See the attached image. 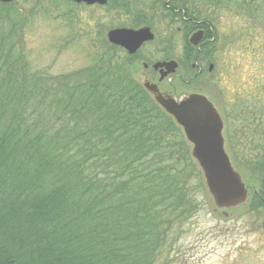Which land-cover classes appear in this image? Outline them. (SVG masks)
Here are the masks:
<instances>
[{
  "label": "trees",
  "instance_id": "trees-1",
  "mask_svg": "<svg viewBox=\"0 0 264 264\" xmlns=\"http://www.w3.org/2000/svg\"><path fill=\"white\" fill-rule=\"evenodd\" d=\"M40 1L67 17L64 44L77 40L79 5ZM165 1L189 59L197 30L217 53L216 7L264 31V0ZM14 3L0 4V264H168L171 237L200 209L205 187L180 129L134 78L141 53L108 44L107 19L80 70L35 72L22 48L28 5ZM104 8L132 15L130 28L148 25L127 1Z\"/></svg>",
  "mask_w": 264,
  "mask_h": 264
},
{
  "label": "rangeland",
  "instance_id": "rangeland-1",
  "mask_svg": "<svg viewBox=\"0 0 264 264\" xmlns=\"http://www.w3.org/2000/svg\"><path fill=\"white\" fill-rule=\"evenodd\" d=\"M14 1L15 6L22 9L28 5V11H22V48L33 71L38 73L67 76L80 70L87 63L86 51L92 45L98 23L107 22V19L111 21L109 27L104 28L105 39L106 33L112 29L111 25L116 26L119 22L122 28H130L129 16L132 15L115 17L114 12H105L106 6L79 5L75 17L76 21L79 18V25L74 27L77 40L64 44L70 30L66 27L69 21L62 16L63 11L50 13L47 1H40L39 5L37 0ZM122 1H127L131 12H141L147 21L146 26L151 27L155 35V40L143 47L141 55H145V62L174 60L181 64L176 77L159 85L160 91L177 96L190 92L206 96L224 120L225 150L234 170L246 186L258 188L263 175L256 170L261 168H256L247 160L264 153V31L248 30V22L236 17V11L228 12L216 7L214 11L218 16L212 20L217 39L214 43L217 55L213 60L216 59L217 66H213L209 73L207 65L203 64V75L193 80L195 73L187 67L180 24L169 16L167 1ZM175 1L182 3L183 0ZM31 6L37 8L32 10ZM90 37L92 40H89ZM191 49L194 55L196 48ZM142 62V59L135 62L136 73L133 75L136 79H140L143 73ZM146 75L157 80V75L151 70L146 71ZM180 78L192 80L183 84ZM196 169L199 171L197 166ZM250 175L258 176L257 184L248 182ZM204 191L200 209L181 225L176 236L171 237L166 249L167 263L264 264V209L260 207L255 212L248 211L247 200L243 207L221 211L215 208L207 191Z\"/></svg>",
  "mask_w": 264,
  "mask_h": 264
},
{
  "label": "water",
  "instance_id": "water-1",
  "mask_svg": "<svg viewBox=\"0 0 264 264\" xmlns=\"http://www.w3.org/2000/svg\"><path fill=\"white\" fill-rule=\"evenodd\" d=\"M13 1L0 0V4H10ZM66 1L86 6H103L107 3V0ZM201 35L200 31L193 34L190 42L196 45L201 40ZM106 38L111 45L123 49L128 55L135 54L144 43L154 39L149 27L136 30L112 29L107 32ZM175 67L173 61L152 66L155 71L159 69L161 78L165 74H172ZM142 85L158 107L180 129L215 208L227 211L244 206L247 201V188L241 176L234 170L225 150L224 122L213 103L199 93L177 96L162 92L145 79L142 80Z\"/></svg>",
  "mask_w": 264,
  "mask_h": 264
},
{
  "label": "flooded vegetation",
  "instance_id": "flooded-vegetation-1",
  "mask_svg": "<svg viewBox=\"0 0 264 264\" xmlns=\"http://www.w3.org/2000/svg\"><path fill=\"white\" fill-rule=\"evenodd\" d=\"M107 4H108V0H107L106 5ZM106 5H104V6H106ZM202 32H203L202 33L203 35H201L200 42L197 43L196 46H194L196 48L195 51H196L197 55L195 53L192 59H189L187 57V64L189 66H187V65L186 66L189 67V69L195 73L193 78H192L193 80H195L197 77H200L203 75L204 68L201 67L203 64L207 65L206 70L209 73L213 70V66H217L214 62L216 59L213 60L214 56H216L217 53H215V52L213 54L210 53L211 48H209V46L206 45V42H208V41H204L205 34H204V31H202ZM190 35H189V37H190ZM189 41H190V39H189ZM188 46H189V44H188ZM189 47L192 48L191 46H189ZM118 49L120 51H122L123 53H125V51L123 49H121V48H118ZM202 51H203V53H201ZM133 55H135V54H133ZM133 55H127V56H133ZM170 61H173V60H170ZM174 62L176 64L174 72L172 74L163 75L162 76L163 78H161V74L159 73V69L157 71H155L153 68L149 69V67L145 64V66H143V69H144L143 74L146 78L145 80H147V82L152 83V84L156 85L157 87H159V85L163 81H165L167 79L169 80L173 77H176L179 68H181L180 67L181 64L176 62V61H174ZM149 70H151L155 75H157L156 81L153 78H149V77H147V75H145L146 71L148 72ZM162 70L164 73H166L165 69H162ZM192 79L190 78V79L186 80L185 78H180V80L182 81L183 84L190 82ZM190 93H197V92H190ZM224 135H225V128L223 129V137H224ZM226 136H227V131H226ZM226 140H227V137H224L225 144H226ZM247 162H252L256 166V168H261L259 170H256V172L259 173L260 175H263L262 179L259 180V183H260V185L258 187L259 189L254 187V186H251V185L246 186L248 208H249L248 211L255 212L256 209H261V208L264 209V153H260V154L254 155L251 158H248ZM247 165H248V163H247ZM256 172H253V173L256 174ZM249 178L250 179H248V182L253 181L254 183H256L258 180V176H251L250 175ZM246 203H247V201H246Z\"/></svg>",
  "mask_w": 264,
  "mask_h": 264
}]
</instances>
